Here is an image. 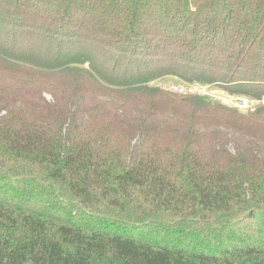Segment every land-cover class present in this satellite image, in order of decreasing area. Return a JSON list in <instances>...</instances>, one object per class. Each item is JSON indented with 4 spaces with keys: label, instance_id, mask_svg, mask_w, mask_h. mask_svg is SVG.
Here are the masks:
<instances>
[{
    "label": "trees",
    "instance_id": "16d2710c",
    "mask_svg": "<svg viewBox=\"0 0 264 264\" xmlns=\"http://www.w3.org/2000/svg\"><path fill=\"white\" fill-rule=\"evenodd\" d=\"M168 74L263 95L264 0H0V264H264V111Z\"/></svg>",
    "mask_w": 264,
    "mask_h": 264
},
{
    "label": "built area",
    "instance_id": "2783aa9c",
    "mask_svg": "<svg viewBox=\"0 0 264 264\" xmlns=\"http://www.w3.org/2000/svg\"><path fill=\"white\" fill-rule=\"evenodd\" d=\"M171 87V88H170ZM170 89L188 94H195L201 97L219 101L220 103L237 109H253L257 106H264V94L259 97H249L241 94H230L215 88L213 84L192 81L186 83H173Z\"/></svg>",
    "mask_w": 264,
    "mask_h": 264
},
{
    "label": "rangeland",
    "instance_id": "374dc122",
    "mask_svg": "<svg viewBox=\"0 0 264 264\" xmlns=\"http://www.w3.org/2000/svg\"><path fill=\"white\" fill-rule=\"evenodd\" d=\"M186 82H192V81H186V80L181 79V78H179V77H177L175 75L168 74V75L162 76L159 79H157L155 81V84H157V85H159V86H161V87H163L165 89H168V90H171L173 92H176V91L170 89L171 88L170 85L173 84V83H179V84H181V83H186ZM215 88H217V89L219 88V90L224 91V92L227 93V91H225L224 89H222V87H215ZM177 93H181V92H177ZM183 94H188V93H183ZM43 95L47 99H50L51 98L50 97V94L48 92H45ZM229 107H231V106H229ZM259 107H264V106H257V107H255L253 109H250V110H247V109H237V108H235L233 110V109H230V108H227V107H225V109H227L229 111H232V112L235 111L236 114H238V115H244L243 117H246V119L249 117V119L253 120L254 118L260 116L263 113L261 111H264L262 109L258 110ZM223 108H224V106H223ZM214 114L217 115V116H220L222 114L223 118H231L226 113H223L221 111L220 112L214 111Z\"/></svg>",
    "mask_w": 264,
    "mask_h": 264
}]
</instances>
